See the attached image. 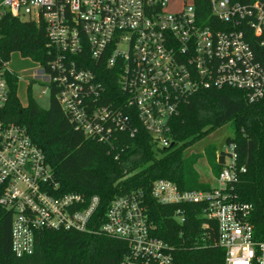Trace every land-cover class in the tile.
Returning <instances> with one entry per match:
<instances>
[{
  "label": "built area",
  "instance_id": "2783aa9c",
  "mask_svg": "<svg viewBox=\"0 0 264 264\" xmlns=\"http://www.w3.org/2000/svg\"><path fill=\"white\" fill-rule=\"evenodd\" d=\"M6 14L45 26L49 71L40 65L34 78L47 82L77 129L100 142L118 130L133 135L138 120L156 145L172 146L170 120L200 89L264 97V67L252 46H264V0H0V19ZM91 62L115 70L124 99L104 98L100 67ZM9 71L0 58V208L11 216L14 254H31L44 230L98 232L128 243L120 264H174L171 246L152 234L142 192L117 196L104 210L97 195L59 192L43 150L4 114ZM221 151L217 187L183 190L160 178L151 195L162 204H204L226 264H264L252 206L229 191L245 168L237 167L234 144ZM176 216L184 220L180 210Z\"/></svg>",
  "mask_w": 264,
  "mask_h": 264
},
{
  "label": "trees",
  "instance_id": "16d2710c",
  "mask_svg": "<svg viewBox=\"0 0 264 264\" xmlns=\"http://www.w3.org/2000/svg\"><path fill=\"white\" fill-rule=\"evenodd\" d=\"M256 60L264 67V46L252 44ZM51 45L43 24L4 15L0 19V58L11 53L39 63L49 71ZM100 67L105 86L104 98L124 99L114 69ZM20 77L7 72L9 100L4 109L8 121L24 126L32 140L45 153L59 182V192L97 195L102 210L117 196L134 191L143 194L152 234L171 246L174 264H226V250L218 242L216 221L204 214V204H162L151 195L155 180L173 181L183 190L212 188L200 181L198 160L205 157L218 175L225 152L208 144L203 153L184 155L185 149L204 140L217 129L231 124L226 145H235L237 167H244L229 191L236 200L252 206L250 222L258 239L264 238V97L251 101L247 93L234 88H204L179 107L170 120L173 145L160 147L135 120L129 129L118 130L111 142H100L77 129L54 96L48 109L32 98L29 83L28 104L18 97ZM180 210L184 220L176 216ZM11 216L0 208V264H120L129 246L125 240L104 233L44 230L35 241L34 251L18 257L11 246Z\"/></svg>",
  "mask_w": 264,
  "mask_h": 264
},
{
  "label": "rangeland",
  "instance_id": "374dc122",
  "mask_svg": "<svg viewBox=\"0 0 264 264\" xmlns=\"http://www.w3.org/2000/svg\"><path fill=\"white\" fill-rule=\"evenodd\" d=\"M8 67L20 77L18 81V97L21 105L26 106L28 104L27 90L29 83L33 81L31 86L32 98L41 108L48 109L52 98L50 87L41 78H34V75L41 70L40 64L29 58L22 57L18 52H14L10 55ZM232 133V125L230 123L226 124L209 134L204 140L185 149L184 155L203 153L205 146L208 144H213L217 152H219L220 149L225 147V140ZM195 167L202 183L210 185L211 188L218 186V175L205 157L200 158Z\"/></svg>",
  "mask_w": 264,
  "mask_h": 264
}]
</instances>
